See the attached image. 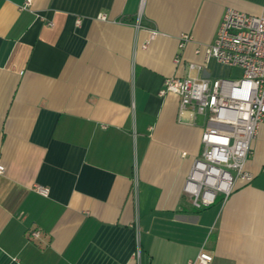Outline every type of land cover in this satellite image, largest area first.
<instances>
[{
  "label": "crops",
  "instance_id": "1",
  "mask_svg": "<svg viewBox=\"0 0 264 264\" xmlns=\"http://www.w3.org/2000/svg\"><path fill=\"white\" fill-rule=\"evenodd\" d=\"M262 3L0 0V264H264V125L252 180L195 210L182 189L202 120L159 95L167 78L239 77L204 51L226 9Z\"/></svg>",
  "mask_w": 264,
  "mask_h": 264
},
{
  "label": "built area",
  "instance_id": "2",
  "mask_svg": "<svg viewBox=\"0 0 264 264\" xmlns=\"http://www.w3.org/2000/svg\"><path fill=\"white\" fill-rule=\"evenodd\" d=\"M32 1L24 0L23 7L28 8ZM98 18L105 19L103 15ZM139 18L140 11L136 28ZM147 31L149 40L156 37L155 31ZM188 39L181 37L182 43ZM210 60L239 69L240 76L167 78L159 91L161 97L172 94L178 98L179 122L195 125L197 119L202 120L201 153L193 160L182 189L195 210L224 202L237 181L249 183L253 178L246 163L252 154L250 144L264 125V3L257 16L225 10L213 43L204 51L205 63ZM204 67L188 65L189 71ZM3 172L0 166V174ZM34 191L48 195L43 186L36 185ZM38 234L32 231L30 236L37 238ZM138 255L137 250L135 256ZM212 260L211 254L200 250L187 264H212Z\"/></svg>",
  "mask_w": 264,
  "mask_h": 264
}]
</instances>
